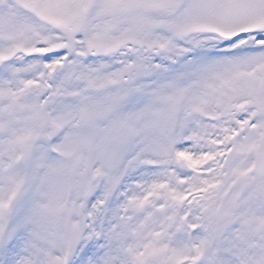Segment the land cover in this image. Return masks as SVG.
<instances>
[{
    "label": "snow or ice",
    "instance_id": "6c2138e0",
    "mask_svg": "<svg viewBox=\"0 0 264 264\" xmlns=\"http://www.w3.org/2000/svg\"><path fill=\"white\" fill-rule=\"evenodd\" d=\"M0 264H264V0H0Z\"/></svg>",
    "mask_w": 264,
    "mask_h": 264
}]
</instances>
